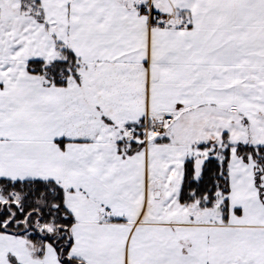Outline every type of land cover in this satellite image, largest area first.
Masks as SVG:
<instances>
[{
  "label": "snow or ice",
  "instance_id": "6c2138e0",
  "mask_svg": "<svg viewBox=\"0 0 264 264\" xmlns=\"http://www.w3.org/2000/svg\"><path fill=\"white\" fill-rule=\"evenodd\" d=\"M0 264H264V0H0Z\"/></svg>",
  "mask_w": 264,
  "mask_h": 264
}]
</instances>
